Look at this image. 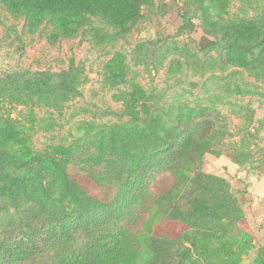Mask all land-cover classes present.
I'll return each instance as SVG.
<instances>
[{
  "label": "rangeland",
  "instance_id": "1",
  "mask_svg": "<svg viewBox=\"0 0 264 264\" xmlns=\"http://www.w3.org/2000/svg\"><path fill=\"white\" fill-rule=\"evenodd\" d=\"M229 1L230 14L221 24L244 23L264 31V0ZM142 14L125 37L96 17L93 29L53 37L48 22L31 32L23 15L0 4V112L11 111L24 123L28 112L37 113L36 128L29 133L35 156L13 170L19 180L11 188L0 189V250L31 241L37 233L42 237L52 210H80L90 218L97 203L117 195L138 156L137 191L170 176L175 194L188 199L179 208L194 225L186 243L190 255L181 257L176 252L185 231L180 209L169 206L151 217L146 264H215L217 258L205 250L218 243L219 231L236 240L248 233L238 264H264V77L222 64L226 42L191 0H153ZM119 54L127 79L150 95L132 116L114 98L132 93L130 83L116 82L106 67ZM65 69L78 82L71 90L49 92ZM42 76L49 85L44 91L55 93L51 100H39L26 88V82ZM187 109L198 115L186 119ZM101 134L111 136L107 154L93 158V143ZM68 146L71 157L63 152ZM169 147L173 159L160 152ZM152 152L160 155L150 159ZM67 157L63 174L70 191L47 200L45 191L38 192L54 175L45 161ZM140 196L131 192L127 207L136 206ZM101 220L93 222L92 232ZM153 238L161 240L155 244Z\"/></svg>",
  "mask_w": 264,
  "mask_h": 264
},
{
  "label": "trees",
  "instance_id": "2",
  "mask_svg": "<svg viewBox=\"0 0 264 264\" xmlns=\"http://www.w3.org/2000/svg\"><path fill=\"white\" fill-rule=\"evenodd\" d=\"M153 0H0L7 10L13 14L24 16L26 25L31 32L37 31L40 26L48 22L53 37H72L81 29L92 27V17L108 20L116 30V36L125 37L142 18V9ZM204 13V20L210 30L220 35L226 42L227 51L222 59L223 63H232L252 74L264 77V31L252 29L248 24L232 23L221 24L230 14L229 0H191ZM213 19H210V17ZM89 28H88V27ZM89 35L92 32L89 30ZM109 38V36H108ZM112 40L113 38L110 37ZM211 61L216 57L211 56ZM207 62V61H206ZM211 65V62H207ZM123 57L117 56L114 60L106 62L109 76L118 83H130L132 93H115L114 98L122 101L126 112L130 116L137 112L138 104L150 98L149 92L139 82L127 79ZM42 77L32 78L26 82L28 91L36 95L39 100H51L55 93H46L47 81ZM56 84H51L49 92L59 87L65 91L71 90L78 82L77 77L70 70L59 75ZM71 94V93H62ZM198 115L194 109H187L186 119ZM24 123L11 111L0 112V189L11 188L19 176L17 172L29 159L34 158L32 138L29 133L35 130L37 113L28 112ZM88 125H91L88 123ZM118 128V126H116ZM146 129V128H145ZM108 137V139H107ZM100 135L93 143L91 157H100L107 154L108 142L111 136ZM81 140V139H79ZM78 140V141H79ZM108 140V141H107ZM72 147H63L64 155H70ZM88 149L87 151H89ZM170 150L160 151L167 158ZM178 149L172 155L178 154ZM72 154V153H71ZM150 159L160 155L152 152ZM71 157V155H70ZM68 158V157H67ZM61 159H48V165L53 168V178L38 192L45 191L46 199H58L69 193L70 185L65 179L64 164L69 161ZM78 160V158H76ZM162 161L157 160V163ZM141 159L135 156L131 160L129 170L131 176L121 185L117 195L108 203H100L91 210L90 218L80 211L59 213L52 210L48 224L44 225L40 233L35 234L31 241L20 240L13 244L1 247L0 264H146L151 258L147 251L146 229L152 223L151 217L169 206H186L188 199L175 194L174 187L170 186V176H164L154 182L152 189L141 190L135 179L141 166ZM153 164V165H152ZM155 162H150L151 168ZM21 178V177H20ZM134 191L135 197L140 194L138 204L127 207L128 195ZM180 207V208H179ZM128 208V209H127ZM162 210V211H163ZM181 211V209H180ZM179 211V212H180ZM185 226L181 233L176 252L181 257L190 255L191 250L186 243L194 234V225L188 213H179ZM101 218L96 231L91 230ZM218 243L205 251L214 255L215 264H238L249 240V234L244 232L241 239L236 240L232 235L219 231ZM194 237V236H193ZM167 238V237H165ZM155 244L161 239H152ZM192 240V239H191Z\"/></svg>",
  "mask_w": 264,
  "mask_h": 264
}]
</instances>
